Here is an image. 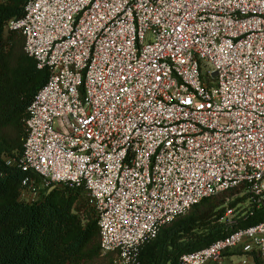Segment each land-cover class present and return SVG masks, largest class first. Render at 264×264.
Segmentation results:
<instances>
[{"label":"built area","instance_id":"1","mask_svg":"<svg viewBox=\"0 0 264 264\" xmlns=\"http://www.w3.org/2000/svg\"><path fill=\"white\" fill-rule=\"evenodd\" d=\"M9 27L49 72L19 164L81 190L114 264L204 198L264 205V0H29ZM239 247L264 261V218L181 264Z\"/></svg>","mask_w":264,"mask_h":264},{"label":"trees","instance_id":"2","mask_svg":"<svg viewBox=\"0 0 264 264\" xmlns=\"http://www.w3.org/2000/svg\"><path fill=\"white\" fill-rule=\"evenodd\" d=\"M29 0L0 2V264H114L116 252H102L95 207L81 190L44 187L42 177L24 171L20 161L27 136L29 107L49 72L25 50V36L9 23L24 15ZM11 162V163H10ZM243 188L204 198L162 226L140 247L135 264H181L183 254L206 248L239 228L264 218V205L224 221L229 210L247 201ZM24 192L37 193L27 201ZM227 194L236 195L228 203ZM227 203V205H226ZM244 253L242 248L226 257ZM249 255L264 264L257 251Z\"/></svg>","mask_w":264,"mask_h":264},{"label":"rangeland","instance_id":"3","mask_svg":"<svg viewBox=\"0 0 264 264\" xmlns=\"http://www.w3.org/2000/svg\"><path fill=\"white\" fill-rule=\"evenodd\" d=\"M1 1H3V0H0V2ZM226 196L228 199V203L233 198H236V195L227 194ZM239 196H241V195L239 194ZM36 197H37V193L26 192V194H25V199L27 201H31V200L35 199ZM226 205H227V203H226ZM248 208H249V204H248V202H245L242 205V207L237 208L236 211L229 210L227 213L228 215L226 216L224 221L226 220L229 223H233L234 218H237L240 215H242L243 212H245V210H247ZM229 212H231V213H229ZM227 260H228V264H240L243 260H247V264H255L254 257L252 255H247V254L241 253L240 251H237L236 254H232V255L228 256Z\"/></svg>","mask_w":264,"mask_h":264},{"label":"crops","instance_id":"4","mask_svg":"<svg viewBox=\"0 0 264 264\" xmlns=\"http://www.w3.org/2000/svg\"><path fill=\"white\" fill-rule=\"evenodd\" d=\"M227 264H228V260H227Z\"/></svg>","mask_w":264,"mask_h":264}]
</instances>
